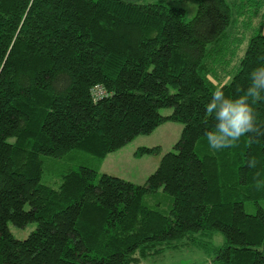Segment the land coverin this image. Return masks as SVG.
<instances>
[{
  "label": "trees",
  "instance_id": "trees-1",
  "mask_svg": "<svg viewBox=\"0 0 264 264\" xmlns=\"http://www.w3.org/2000/svg\"><path fill=\"white\" fill-rule=\"evenodd\" d=\"M229 15L225 0H196L190 19L167 0H0V264H135L215 230L224 241L205 264H264V136L215 150L205 135L216 88L235 98L264 64L258 25L230 80L207 76ZM253 107L264 126V100ZM165 119L182 124L175 151L143 184L68 161H99ZM62 161L58 182L44 181ZM159 187L167 212L148 202ZM30 221L18 239L6 224Z\"/></svg>",
  "mask_w": 264,
  "mask_h": 264
},
{
  "label": "rangeland",
  "instance_id": "rangeland-1",
  "mask_svg": "<svg viewBox=\"0 0 264 264\" xmlns=\"http://www.w3.org/2000/svg\"><path fill=\"white\" fill-rule=\"evenodd\" d=\"M139 3L156 2L157 0H131ZM168 5L184 8L185 19H190L196 11V0H167ZM230 8V23L226 27V33L222 39V46L217 52V62H208L212 68L208 77L211 81L221 84L227 83L238 66V60L243 55L248 37L253 34L260 25L264 33V0H225ZM218 46L213 43L206 45V50ZM215 60V59H214ZM161 115L171 113L170 107L158 109ZM182 124L178 121L165 119L148 134L136 135L130 141L121 145L118 149L108 152L99 161H95L89 154L70 155L69 163L72 167L78 165L94 168L98 173L110 174L135 184H143L146 177L154 172L160 157L167 151H175L173 144L179 138ZM145 148H156L154 152L141 151ZM52 163V167L46 171L49 184L58 182L59 176L64 169L65 163ZM49 163V164H50ZM53 185V183H52ZM159 202L161 211L167 212L170 208V197L162 192L161 187L153 196H148L150 204ZM264 212V199L257 201ZM26 207V206H25ZM246 210L252 212V205L246 204ZM11 235L16 239L24 238L36 226L30 221L24 226L16 227L7 222ZM184 237V236H183ZM183 238L180 243L170 248H163L158 253L148 252L144 258H138L135 264H205L211 263L216 248L222 245L224 238L217 230L210 232H195Z\"/></svg>",
  "mask_w": 264,
  "mask_h": 264
},
{
  "label": "clouds",
  "instance_id": "clouds-1",
  "mask_svg": "<svg viewBox=\"0 0 264 264\" xmlns=\"http://www.w3.org/2000/svg\"><path fill=\"white\" fill-rule=\"evenodd\" d=\"M261 59H264L262 57ZM250 84L247 89H238L241 95L235 98L226 97L221 88L212 93L206 112L214 115V130L205 132L210 148L219 150L234 146L242 136L251 133L249 140L255 136H264V126L257 125V114L253 107L257 101L264 100V64L250 73ZM249 168L255 169L257 160L253 157L247 161ZM259 173L254 177L256 186Z\"/></svg>",
  "mask_w": 264,
  "mask_h": 264
}]
</instances>
